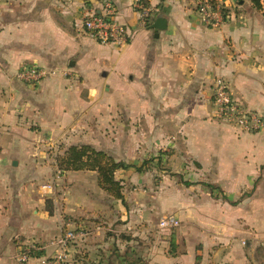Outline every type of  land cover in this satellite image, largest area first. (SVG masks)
<instances>
[{"label":"crops","instance_id":"crops-1","mask_svg":"<svg viewBox=\"0 0 264 264\" xmlns=\"http://www.w3.org/2000/svg\"><path fill=\"white\" fill-rule=\"evenodd\" d=\"M112 1L134 31L123 47L97 42L83 29L86 10L101 0H0V264H40L15 255L30 242L53 254L50 242L66 228L63 212H88L48 210L34 185L46 169L32 151L52 143L103 89L108 108L117 98L124 115L147 116L136 128L142 154L151 126L154 149L165 146L170 160L192 165L182 180L197 194L183 202L181 217L171 213L180 226L131 227L130 237L96 232L70 246L67 264H264V128L247 132L224 123L213 103V83L222 76L264 117V0L259 7L228 0L230 16L219 27L201 23L195 0H146L152 15L144 27L134 0ZM158 18L166 28H152ZM26 64L54 74L30 85L17 77ZM65 67L76 80L64 76Z\"/></svg>","mask_w":264,"mask_h":264},{"label":"rangeland","instance_id":"rangeland-1","mask_svg":"<svg viewBox=\"0 0 264 264\" xmlns=\"http://www.w3.org/2000/svg\"><path fill=\"white\" fill-rule=\"evenodd\" d=\"M65 68L67 70L63 72L64 76L70 77L72 81L76 80L75 73L71 74L68 67ZM77 84H80V79ZM85 92L83 88L81 94L84 95ZM104 94L103 89L102 96H95L88 109H80L76 120L62 134L56 136L52 143L45 140L46 142L41 146H37L36 151H32L37 153V159L40 158L37 162L40 161L42 167L46 169L45 175L39 181L35 179L34 185L45 195L50 212L57 209L68 212L67 209L74 207L81 208L82 212L88 210L82 214L63 212L67 215V222L66 228L61 233L69 228L92 229L97 225L112 228L113 230L106 232L108 236L123 234L130 237L133 234L132 228L136 229L142 225H153L156 230L162 216L175 213L181 217L183 202L194 198V193L197 194L195 191H190L191 188L186 187L182 180V176L185 178L183 169L189 170L192 165L187 164L183 168L177 161L172 158L170 160L173 152L167 151L165 146L154 149L151 146L153 140L149 139L152 135L155 137V130H152L151 126L144 130V135L148 139L145 141L148 151L142 154L141 150L135 147V136L137 132H141L136 128L140 127L143 118L148 120L147 116L142 118L138 116L139 118L135 119L134 114L124 115L118 109L117 98H111L108 108L104 105ZM84 98L90 101L86 99L87 97ZM32 126L34 130L39 128L33 123ZM146 126L149 127L148 124ZM125 134L126 138H124ZM48 136L50 134L41 135L46 139ZM82 142H93L95 148L106 151L116 160L136 162L139 165L148 162L143 172L135 169L117 172V179L121 180L125 193V203L115 199L99 186L96 171L68 170L60 167L59 157L64 155L71 145L88 144ZM153 144L158 147L156 142ZM157 158L159 161H156ZM216 194L220 195L218 191ZM123 227L131 230H123ZM119 228H122L120 233ZM155 230H150L148 235L158 234Z\"/></svg>","mask_w":264,"mask_h":264},{"label":"built area","instance_id":"built-area-1","mask_svg":"<svg viewBox=\"0 0 264 264\" xmlns=\"http://www.w3.org/2000/svg\"><path fill=\"white\" fill-rule=\"evenodd\" d=\"M133 6L139 13V25L146 26L151 19V8L144 0H134ZM195 6L201 23L207 27H219L230 16L228 0H195ZM82 25L91 39L118 47L130 43L134 35L132 27L119 20L112 0H101L99 6L86 10ZM50 74H54V71L35 64L23 65L17 71V77L30 85L38 84ZM213 103L216 118L224 123L247 132H257L264 128V117L240 102L234 96L230 83L222 76L214 80ZM178 226L180 220L172 214L162 216L158 223V228L161 230H171ZM110 230L113 229L101 225L92 229L69 228L51 240L50 244L56 247L53 254H38L46 249V245L30 242L20 249L15 259L20 263L36 258L40 264H67L71 257L70 246L73 243L83 241L96 232Z\"/></svg>","mask_w":264,"mask_h":264},{"label":"trees","instance_id":"trees-1","mask_svg":"<svg viewBox=\"0 0 264 264\" xmlns=\"http://www.w3.org/2000/svg\"><path fill=\"white\" fill-rule=\"evenodd\" d=\"M148 5V2L144 0ZM255 6H260V0H251ZM146 163L136 164L123 160H116L106 151L97 149L91 144L71 145L58 159V164L62 169L81 170L89 169L98 173V183L101 188L108 191L115 199L126 202L125 193L121 180L117 179L119 170L135 169L143 172L146 170ZM185 184H192L186 181ZM214 188L213 185H208ZM41 254V253H38ZM121 264H144L140 261H122Z\"/></svg>","mask_w":264,"mask_h":264},{"label":"water","instance_id":"water-1","mask_svg":"<svg viewBox=\"0 0 264 264\" xmlns=\"http://www.w3.org/2000/svg\"><path fill=\"white\" fill-rule=\"evenodd\" d=\"M232 1L234 5H237L239 2V0H232ZM152 28H156V29L166 28V20L163 18H158L157 21L152 26Z\"/></svg>","mask_w":264,"mask_h":264}]
</instances>
